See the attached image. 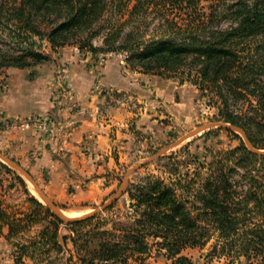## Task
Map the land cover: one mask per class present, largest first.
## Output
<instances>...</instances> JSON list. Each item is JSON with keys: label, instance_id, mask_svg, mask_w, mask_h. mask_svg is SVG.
Masks as SVG:
<instances>
[{"label": "trees", "instance_id": "1", "mask_svg": "<svg viewBox=\"0 0 264 264\" xmlns=\"http://www.w3.org/2000/svg\"><path fill=\"white\" fill-rule=\"evenodd\" d=\"M148 14L159 21L150 34ZM43 42L52 52L76 46L90 54L121 53L142 74L185 76L218 99L219 120L240 129L252 150L240 140L203 162L188 145L179 152L184 160L178 153L161 158L168 180L147 175L128 183L120 196L125 216L110 230L92 224L96 215L65 224L44 208L38 239L17 244L19 256L34 262L49 245L66 250L68 239L78 264H144L153 249L164 264H192L181 253L208 245V256L231 264H264V153L255 152L264 150V80L258 81L264 79V0H0V71L46 62ZM244 45H250L245 56ZM241 100L250 110L233 111L229 102ZM1 223L6 239L24 228L0 213ZM61 225L71 236L59 235Z\"/></svg>", "mask_w": 264, "mask_h": 264}, {"label": "rangeland", "instance_id": "2", "mask_svg": "<svg viewBox=\"0 0 264 264\" xmlns=\"http://www.w3.org/2000/svg\"><path fill=\"white\" fill-rule=\"evenodd\" d=\"M204 5L206 2L202 1L200 6ZM145 23L148 24L150 34L159 21L153 14H148ZM101 34L92 41L96 47H102ZM249 47L250 45H244L243 48L246 49L243 56ZM41 51L47 57V61L42 64L0 71V155L20 166L48 202L67 218L90 215L119 192L123 182L134 183L147 175L168 180L165 174L167 168H164L166 160L161 158L178 153V160H184L179 152L186 145L188 153L191 156L197 155L199 162H203L206 158L210 159L209 152L234 149L240 140L244 141L243 134L210 127L178 143L181 138L201 126L222 123L218 116V99L200 92L183 75L142 74L130 70L124 62L125 55L121 53L90 54L88 51L80 52L76 46H66L52 52L45 42L41 44ZM82 76L89 78L94 94L103 98L99 112L117 116L124 114V124L114 126L115 130L110 132L109 138L113 142L121 136L126 146L122 149V154L111 149L107 155H97V161L105 166L110 160L109 166L97 177L102 182L101 193L86 190L76 195L70 186H66L64 201L58 203V199L45 189L42 180L30 174L27 164L41 156L43 150L53 142L52 139L70 133V117L77 103L82 101L78 100L75 93ZM259 80L264 79L258 78ZM251 103L254 104V101L251 100ZM229 104L235 112L250 110L248 102L242 100L230 101ZM207 131L213 133L203 137ZM22 134L28 136L23 137ZM22 144L24 147H21ZM82 149L83 152H91L92 156H96L92 152L93 145L89 136L83 138ZM163 149H168L163 156L134 169ZM58 152L62 155L64 153L59 146ZM64 160H67L66 155L62 157L63 162ZM0 164L8 168L0 169V213L4 216V222H12L16 227L24 226L12 238H5L10 246H6L0 239V264H78L68 239L66 250L52 249L49 245L48 252L37 255L38 262L30 260L28 263L29 259L24 255L20 257L17 248L13 252V247L17 244L38 239L42 229L38 223L44 219V208L47 206L24 175L2 160ZM194 164H191V168H194ZM67 173L70 174L68 171ZM89 179L82 181L88 183ZM94 179L96 175L90 181ZM25 191L28 195L24 194ZM28 196L38 201L43 209L32 206L28 202ZM124 198L126 199L125 196L120 197L111 211H106V208L95 214L96 219L92 224L100 223L103 229L110 230L120 216H125ZM5 228L4 224L0 226V237ZM59 235L68 237L71 233L61 225ZM210 248V245L204 249L188 248L181 256L188 258L192 264H231L228 259L208 256ZM69 252L73 254L72 257H69ZM240 261V264H244L243 260ZM126 263L134 264L130 259ZM164 263V258L153 249L144 264Z\"/></svg>", "mask_w": 264, "mask_h": 264}, {"label": "crops", "instance_id": "3", "mask_svg": "<svg viewBox=\"0 0 264 264\" xmlns=\"http://www.w3.org/2000/svg\"><path fill=\"white\" fill-rule=\"evenodd\" d=\"M79 80L80 85L75 90V93L78 100L82 99V101L77 103L78 108L74 109V113L70 117V133L67 136L59 135L56 139H52L53 142H50V146L43 150L41 156L32 160V163L29 162L27 164L29 165L30 174H34V176L42 180L45 189L54 198L58 199V203L64 201L66 186H70L76 195L86 190L101 193L102 182L97 177L105 170V167L109 166L110 160L105 166L101 161H97V155L101 157L107 155L111 149L122 154V149L126 146L124 141L121 140V136L119 139L117 137V140L113 142L109 138L114 126H122L124 124L126 120L124 114L117 116V114L99 112L100 106L103 104V98H100L91 90V81H89L88 77L82 76ZM117 134L119 135L120 133L117 131ZM22 135L23 137L25 135L28 136V134ZM88 136L92 141V152L96 156H92L91 152H83L82 140ZM58 146L59 149H63V155L59 152L57 153ZM21 147H24V144ZM64 155L67 156V160L63 162L62 157ZM94 175H96V179L90 181ZM82 179H89V182L84 183ZM58 190L59 192H56ZM3 231L4 234L0 239L5 242L6 246H10L5 241L7 228L3 229ZM14 249H16L15 246L13 247V252ZM11 257L13 256L11 255ZM27 262L30 263V259Z\"/></svg>", "mask_w": 264, "mask_h": 264}, {"label": "water", "instance_id": "4", "mask_svg": "<svg viewBox=\"0 0 264 264\" xmlns=\"http://www.w3.org/2000/svg\"><path fill=\"white\" fill-rule=\"evenodd\" d=\"M210 127H215V128H225V129H228V130H231V131H234V132H238L240 134H243L242 131L238 128H235V127H232L228 124H223V123H215V124H212V125H204V126H201L200 128L192 131L191 133L187 134L186 136H184L183 138H181L179 142L189 138V137H192L193 135L197 134L198 132L204 130V129H208ZM244 136V135H243ZM244 142L246 144V146L248 147V149L252 150L251 146L249 145V143L247 142L246 138L244 137ZM176 145V143L174 144ZM168 151V149H163L161 150L160 152H158L155 156H153L152 158L146 160L145 162L141 163V164H138L137 166L134 167V169L140 167L141 165L143 164H146L148 162H151L161 156H163L166 152ZM256 153L258 154H261V153H264L262 151H255ZM0 160H2L6 165L10 166L11 168H13L14 170H16L17 172H19L20 174L24 175L28 181L32 184V186L34 187V189L36 190L38 196H40L41 200L43 201V203L47 206V208L53 213L56 215V217H58L62 222H64L65 224H68L70 222H73V221H76V220H81V219H84V218H88L90 216H93L103 210H105L106 208H108L111 204H113L116 200H118V198L123 194L125 188H126V182H123L122 183V186H121V189L119 190V192H117L113 197H111L105 204H103L99 209H97L96 211H94L93 213H91L90 215L88 216H85V217H81V218H76V219H70V218H67L65 216H63L62 214H60L54 207L52 204H50L48 202V200L45 198V196L40 192V190L37 188V186L34 184V182L31 180L30 176L22 170V168L20 166H18L17 164H15L14 162L6 159L4 156L0 155Z\"/></svg>", "mask_w": 264, "mask_h": 264}]
</instances>
